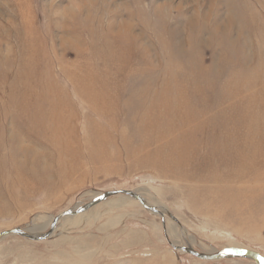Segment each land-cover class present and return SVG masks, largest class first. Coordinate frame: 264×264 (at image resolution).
<instances>
[{
  "label": "rangeland",
  "instance_id": "374dc122",
  "mask_svg": "<svg viewBox=\"0 0 264 264\" xmlns=\"http://www.w3.org/2000/svg\"><path fill=\"white\" fill-rule=\"evenodd\" d=\"M181 86L203 119L234 114L223 131L247 164H211L209 126L187 170L157 160L174 148L140 115ZM113 189L137 191L180 222L167 215L165 230L138 200L115 196L61 220L46 240L0 239V264H260L202 260L166 235L264 259V0H0V232H45Z\"/></svg>",
  "mask_w": 264,
  "mask_h": 264
},
{
  "label": "bare ground",
  "instance_id": "6f19581e",
  "mask_svg": "<svg viewBox=\"0 0 264 264\" xmlns=\"http://www.w3.org/2000/svg\"><path fill=\"white\" fill-rule=\"evenodd\" d=\"M183 86L178 87L177 92H174L171 90H164L163 92L161 91L162 93L160 95V98H163L164 102L158 106L156 102H158L159 98L156 97L157 98V100L155 99L156 102H155V100H151L145 106L146 107L145 114L142 113L140 115L139 120H140V123H142L143 126L145 127L146 133L152 134L151 132H147V131H153V132L156 131L155 132L156 136L160 137V136L168 135L163 139L170 138L169 142L166 141V144H167V146H169V144H170V146H172L174 148L173 150H171V152L168 151V152H170L169 154L163 150L165 152V155H163L162 157L160 156V158L157 157L158 159L157 158L156 159L158 161H160V159H163L165 165H171V163H172V166L175 168L182 167L184 170L185 169L187 170L186 167H188L189 165L193 166V164H190L191 161L192 162H199L198 152L195 151L194 148L197 146H200L201 149L203 150V145H199V144H203L204 139H203V137L198 139V137L201 136L199 134V132H203V127L209 126L211 128V138L206 143L205 148L207 149L206 150V158L209 161H211V164H213L215 162L216 156H219L221 158V160L219 161L220 163L223 162L222 164H227V166L231 165L233 160L237 164V168L241 165V162H243V164H247L248 161L244 159L243 149L241 150L242 152H238L237 147L235 148V145L230 144L228 142L230 139V136L233 135V131L232 130L225 131V132L223 131L224 129L228 128L229 125L233 124V120L235 118V117H233L234 114L233 115L227 114V116L226 115H220L219 117L214 116V117H210L208 119H203V112H201L200 109L195 108L194 106L189 104V101H187L185 99L186 97L183 98L180 96V94H182V93H180V91H183ZM190 95H191V93H190ZM188 98H190V97H188ZM57 102H59V101H57ZM18 105H19V103H18ZM200 107H202V106H200ZM43 108H44V106H42V108L40 107V110L42 111ZM29 109H30V107H28V108L24 107V106L22 107L23 112H26V111L29 112L28 111ZM38 119H40L42 121L46 120L44 117L42 118L41 116H40V118H36V120H38ZM143 120H145L144 123H143ZM34 121H35V119H34ZM17 122H19V121H17ZM17 122H16V124H17ZM40 124L44 125L45 122H41ZM49 130H51V129H49ZM57 132L60 134V129ZM53 134H54V132H53ZM25 135H27V134L25 133ZM30 137H31V135H30ZM53 137L54 138L56 137L55 134ZM20 138H21V136H20ZM34 139L35 140H33V141L35 142L37 140V138H34ZM39 141H41V140H39ZM16 143H17V141H16ZM21 143L23 144V142H21ZM31 143H32V141H31ZM42 143H44V142H42ZM42 143H40V144L42 145ZM36 144H39V143H36ZM34 145H35V143H34ZM37 153H39V152H37ZM26 163H27V161H26ZM188 169H189V173H191L190 172L191 168L189 167ZM21 171H20V173H21ZM18 174H17V176H18ZM25 174H27V173H25ZM21 175H22V173H21ZM179 177L180 178L182 177L183 179H187L189 177V175L184 171V172H182V174H180ZM118 196H125V195H118ZM72 216L73 215L66 216L65 218L62 219L63 222L64 223L68 222V221L73 222L74 220H76V217H72ZM51 221H49L44 227L47 228V226L50 225ZM44 227L39 228V229H45ZM32 231H37V229H33ZM36 233H40V232L37 231Z\"/></svg>",
  "mask_w": 264,
  "mask_h": 264
},
{
  "label": "water",
  "instance_id": "95a60500",
  "mask_svg": "<svg viewBox=\"0 0 264 264\" xmlns=\"http://www.w3.org/2000/svg\"><path fill=\"white\" fill-rule=\"evenodd\" d=\"M118 195H125V196H128L130 198H134V199L138 200L146 209L154 212L155 214L160 215L163 219V226H164L165 230L167 229V223H166V216L167 215L170 218H172L174 221H176L178 223L180 222L179 219L173 213L169 212L167 209H165L163 207H159L157 205L151 204L145 198H143V196L137 191L130 190V189H113V190H108V191H105V192L98 194L89 202H86L84 204H81L79 206H76L72 209H68V210L58 214L57 216L54 217L50 227L45 232L34 233L29 228L17 227L14 229H9V230H5V231L0 232V239L6 237L8 235H19V236H22L26 239L33 240V241L46 240L52 236L54 231L57 229L59 222L63 218H65L66 216H69V215H73V216L75 215L76 216L80 213L87 212L88 210L92 209L93 207H95L99 203L106 201L112 197L118 196ZM166 238H167L169 244L173 248H175L179 251L187 252V253H189V254H191V255L199 258V259H202V260H217V259H221V258L231 256V255H241V256H250V257L254 258L257 263L264 264V259L261 256L256 254L254 251L246 249V248L227 247L223 250L216 251V252H210V251L202 252V251L195 249L193 247L192 243H190V242H187V244H185V245H179V244L173 243L169 239L168 235H166Z\"/></svg>",
  "mask_w": 264,
  "mask_h": 264
}]
</instances>
